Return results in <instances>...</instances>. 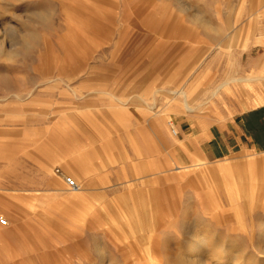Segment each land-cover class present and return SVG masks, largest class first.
I'll return each instance as SVG.
<instances>
[{"label":"rangeland","instance_id":"obj_1","mask_svg":"<svg viewBox=\"0 0 264 264\" xmlns=\"http://www.w3.org/2000/svg\"><path fill=\"white\" fill-rule=\"evenodd\" d=\"M262 105L264 0H0V264H191L195 236L200 264H264V208L233 203V217L232 184L213 177L264 146L196 162L185 146ZM131 143L157 148L156 196L127 194L126 170L116 182L140 164Z\"/></svg>","mask_w":264,"mask_h":264},{"label":"crops","instance_id":"obj_2","mask_svg":"<svg viewBox=\"0 0 264 264\" xmlns=\"http://www.w3.org/2000/svg\"><path fill=\"white\" fill-rule=\"evenodd\" d=\"M259 42V41H258ZM252 79L250 77L244 79V82L249 83ZM236 81V80H234ZM226 85H222V88ZM221 87V86H220ZM219 87V88H220ZM169 126H173L169 123ZM177 133V132H176ZM177 136V135H176ZM175 136V137H176ZM188 138V142L185 144L189 149L192 147L196 151V153H189L193 157H195V162L198 161L199 157H202L206 161L219 160L225 158L230 154L232 150L238 149L243 150L245 146H249L250 148H254V150H259L260 147L264 146V105H262V109L259 106L248 108L241 112V117L239 119H231L225 121V123H216L211 125L206 130L192 129L186 135ZM248 141V142H246ZM233 148V149H232ZM131 155L139 160V165L129 166H121L116 169L115 178L116 182H120L121 179L127 180L126 172H129L134 178L133 181L138 183H134L135 187L133 191L127 192V194L138 193L142 191V193L146 191L153 192V195L157 194V187L161 182V171H162V162L158 158H153L156 151L155 145H138L131 143L130 145ZM106 147H102L101 151H106ZM100 151V152H101ZM190 151H192L190 149ZM197 155V157L195 156ZM189 155V156H190ZM191 156V157H192ZM126 159H129L127 155L124 156ZM153 158L149 160V158ZM149 160V161H148ZM106 161L101 162L97 166V174H95V189L98 191L99 187L104 185L106 179H108V175L106 174L107 169ZM150 168L145 169L144 165H147ZM127 167V168H126ZM155 172L152 175H148L150 171ZM75 176L77 179L78 177ZM148 176H154V188L148 185L147 179ZM129 186V181H126ZM138 184V185H136ZM98 188V189H97ZM92 189V193H88L93 195L96 191ZM81 190V189H77ZM75 191V192H77ZM58 192V191H56ZM71 191H67V193H75ZM66 193V192H65Z\"/></svg>","mask_w":264,"mask_h":264},{"label":"bare ground","instance_id":"obj_3","mask_svg":"<svg viewBox=\"0 0 264 264\" xmlns=\"http://www.w3.org/2000/svg\"><path fill=\"white\" fill-rule=\"evenodd\" d=\"M249 161V160H248ZM264 161L254 160L246 163L245 167H243L240 171L235 168V166L227 165L224 167L223 172H219L217 176L213 175V177H219L222 183L224 184H232V187H227L225 190V197L228 200V210L227 212L232 216L234 214L235 209L234 206L240 209V207L244 206V208L248 206H252L251 209L263 207L264 208V172H261L262 165ZM181 169V168H180ZM185 169V168H184ZM76 180H78L75 176H73ZM204 178V177H203ZM202 179V178H201ZM197 186V185H196ZM198 188V187H197ZM78 189V188H77ZM77 189L72 190L71 192L77 191ZM80 193V190L75 192L73 195V199H75ZM197 193V192H196ZM138 194V193H137ZM200 198V197H199ZM90 202V201H89ZM121 202V201H120ZM150 203V202H148ZM140 204V203H139ZM98 206V205H97ZM141 206V205H139ZM221 206V205H220ZM227 206V205H226ZM100 207V206H99ZM98 207V208H99ZM109 207V206H108ZM115 208V207H114ZM158 208V207H157ZM221 208V207H220ZM136 209V208H135ZM159 209V208H158ZM222 209V208H221ZM224 209V208H223ZM238 209V210H239ZM243 209V208H242ZM241 209V211H242ZM260 209V208H259ZM141 210V208H140ZM244 210V209H243ZM258 210V209H257ZM116 211V210H115ZM118 211V210H117ZM131 211V210H130ZM240 211V210H239ZM138 212V211H137ZM152 212V211H151ZM160 212V211H159ZM255 212V211H253ZM91 213V212H90ZM99 213V212H98ZM133 213V212H132ZM139 213V212H138ZM161 213V212H160ZM225 215L229 216V214ZM256 213V212H255ZM221 214V213H220ZM99 215V214H98ZM133 215V214H132ZM223 215V217L225 216ZM115 216V215H114ZM119 216V215H118ZM99 217V216H98ZM117 217V216H116ZM152 217V216H151ZM231 217V216H230ZM234 217V216H233ZM229 218V217H228ZM162 219V217H161ZM222 219V218H221ZM235 219V218H234ZM252 219V218H251ZM109 220V219H108ZM229 220V219H227ZM111 221V220H110ZM109 221V222H110ZM245 221V220H241ZM112 222V221H111ZM110 222V223H111ZM117 222V221H116ZM248 222V221H247ZM106 223V222H105ZM120 223V222H119ZM137 223V222H136ZM241 223V222H240ZM251 223V222H250ZM98 224V223H97ZM115 224V222H114ZM121 224V223H120ZM128 224V223H126ZM140 224V223H139ZM125 225V224H123ZM246 225V222H245ZM252 225V223H251ZM83 226V225H82ZM89 226V225H88ZM100 226V225H99ZM129 226V225H128ZM142 226V225H141ZM80 227V226H79ZM101 227V226H100ZM110 227V226H109ZM114 226L112 225V228ZM85 228V227H84ZM108 228V227H107ZM111 228V229H112ZM127 228V227H126ZM143 228V227H142ZM102 229V227H101ZM124 229V228H123ZM116 230V229H115ZM119 230V229H118ZM157 230V229H156ZM97 231V230H96ZM108 232V231H107ZM113 232V230H112ZM111 232V233H112ZM155 232V231H154ZM158 232V231H156ZM149 233V232H148ZM126 234V233H124ZM146 234V233H145ZM127 235V234H126ZM125 235V236H126ZM70 236H73L75 239H78L80 236V231L71 230ZM135 236V235H134ZM112 237V236H111ZM69 238V237H68ZM106 238V237H105ZM122 238V237H121ZM111 239V238H110ZM119 240V239H118ZM125 240V239H124ZM6 241V240H5ZM108 241V240H107ZM112 241V240H111ZM116 240H114L115 242ZM126 241L127 237H126ZM125 241V242H126ZM117 242V241H116ZM119 242V241H118ZM129 242V241H128ZM208 237H199L195 236L192 239V243L187 246V256L193 258L192 261H189L191 264H200L201 258L203 257V252L208 244ZM146 244V243H144ZM148 244V243H147ZM25 245V244H24ZM77 245V244H76ZM23 246V245H22ZM24 247V246H23ZM121 247V246H120ZM232 248V247H231ZM25 257H30V254L26 248ZM82 250V249H80ZM85 252V251H84ZM83 254V253H82ZM186 255V254H185ZM46 256V255H44ZM44 256L43 257L45 258ZM47 257V256H46ZM81 258V257H80ZM86 258V257H85ZM49 260L50 257H47ZM56 259V258H55ZM82 259V258H81ZM187 259V258H186ZM44 260V259H43ZM53 260V259H52ZM57 260V259H56ZM58 261V260H57ZM56 261V262H57ZM46 262V261H45ZM50 262V261H49ZM54 262V261H53ZM62 262V261H61ZM84 262V261H83ZM152 262V261H151ZM236 262V261H235ZM50 264V263H48ZM86 264V263H85ZM153 264V263H152Z\"/></svg>","mask_w":264,"mask_h":264},{"label":"built area","instance_id":"obj_4","mask_svg":"<svg viewBox=\"0 0 264 264\" xmlns=\"http://www.w3.org/2000/svg\"><path fill=\"white\" fill-rule=\"evenodd\" d=\"M172 134L174 136L177 135L175 130H172ZM56 172L59 173L58 170ZM63 183H64L65 189L67 191H72V190H75V189L78 188V185H77L76 181L73 178H71V177L63 176ZM7 225H8L7 221L2 216H0V226L1 227H6Z\"/></svg>","mask_w":264,"mask_h":264}]
</instances>
